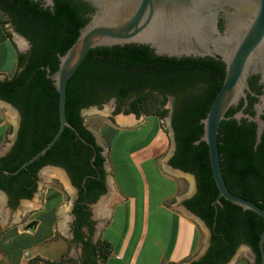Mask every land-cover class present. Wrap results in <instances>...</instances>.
Segmentation results:
<instances>
[{"label":"trees","instance_id":"obj_1","mask_svg":"<svg viewBox=\"0 0 264 264\" xmlns=\"http://www.w3.org/2000/svg\"><path fill=\"white\" fill-rule=\"evenodd\" d=\"M54 1L51 9L44 7L42 1L0 0V11L31 42L29 55H19V70L11 78L0 81V99L11 103L21 114L17 139L11 150L0 158V189L11 197L13 205L22 198H32L37 188V173L46 165L65 168L81 193L85 187L87 192H92L91 198L97 199L99 191L104 190L90 163L93 150L69 127H65L43 156L18 174L3 172L16 170L46 145L58 130L59 94L42 66H49L52 71L58 68L57 54L65 53L76 40L79 29L88 21L83 14L90 5L81 0ZM224 77L223 63L213 58L158 56L148 46L138 44L98 47L89 51L68 81L66 115L81 135L95 144L94 135L81 116L82 109L101 106L104 101L116 97L120 105L116 112L121 110V102L129 101L126 112L137 116L145 113L162 119L167 113L163 104L168 97H174L172 126L176 150L170 163L195 175L198 192L185 205L203 218L212 232L211 246L197 264H224L243 241L253 248L257 254L256 264H260L258 240L264 230V218L245 211V218L240 219L238 214L244 210L223 198L215 216L213 201L218 191L212 176L208 146L203 141L194 143L203 133L201 119L209 110ZM251 87L259 91L257 77L251 80ZM254 100L255 97L249 95L245 112L253 113ZM234 111L230 109L227 116ZM262 117L264 119V114ZM117 131L111 130L115 137L121 138ZM255 136V123L244 118L240 122L232 118L223 120L218 135L219 150L229 189L264 209V133L257 147L254 146ZM96 149L95 164L102 169V148L96 145ZM127 159L130 161L129 157ZM86 175L89 176L84 187L82 180ZM48 217H52V209L44 215V219ZM217 233L220 234L217 236ZM87 250L88 258L83 264H101L110 255L112 245L107 240H99Z\"/></svg>","mask_w":264,"mask_h":264},{"label":"water","instance_id":"obj_2","mask_svg":"<svg viewBox=\"0 0 264 264\" xmlns=\"http://www.w3.org/2000/svg\"><path fill=\"white\" fill-rule=\"evenodd\" d=\"M34 1H42L44 7L51 9L55 5L54 0ZM81 1L88 3L93 9L88 14V21L79 29L76 40L65 53L57 54L59 63L56 70L52 71L49 66H42L46 70V77L52 80L59 94L58 130L46 145L31 158L24 161L16 170H3V172L16 175L35 162L54 145L65 127L72 129L85 145L91 147L93 154L90 163L93 168H97L95 164L96 145L87 141L67 118L68 81L92 49L113 46L124 47L130 44L146 45L158 56L213 58L223 63L225 70L223 83L213 98L205 117L201 119L203 133L194 143L199 144L203 141L208 146L212 176L218 191V195L213 201L216 208L215 216L218 212V205H222L221 199L223 198L241 207L244 211H252L264 218V209L258 203L232 192L227 186L223 175L218 141L221 122L231 118L239 122L244 118L255 123L254 146L257 147L262 140L264 133V119L262 117L264 114V0ZM13 29L18 37L27 40L14 27ZM255 77H257V83L263 85L262 93L255 92L251 87V80ZM249 95L258 99L253 105V113L245 112L248 107ZM113 99L115 100V98ZM9 104L15 109L18 121L12 141L6 145L3 151H0V157L5 156L11 150L17 139L21 123L19 110L11 103ZM230 109H235V111L232 115L227 116ZM84 110L81 111L82 116ZM170 130L173 136V130L171 128ZM92 131L99 141L100 136L94 130ZM166 165L174 173L190 174L196 183V178L192 173L174 167L170 163V159L166 161ZM45 167H55L65 172L72 186L69 173L65 168L46 165L40 171ZM86 178L87 176L82 180L83 185ZM108 181L110 182V177H108ZM108 195L109 193L102 195L94 204V209H99V213H95L96 215L104 212L103 203ZM3 196L8 199V194L0 189V201L4 199ZM30 199L22 198L19 202ZM184 209L209 230V246L210 227L186 205H184ZM38 222V220H33L25 228L27 230L35 229ZM241 246L245 245L241 244ZM258 248L261 255L260 264H264V230L260 234ZM235 254L227 263L234 259Z\"/></svg>","mask_w":264,"mask_h":264},{"label":"rangeland","instance_id":"obj_3","mask_svg":"<svg viewBox=\"0 0 264 264\" xmlns=\"http://www.w3.org/2000/svg\"><path fill=\"white\" fill-rule=\"evenodd\" d=\"M0 18L5 23L12 38L16 40L19 49H21L23 54H26L30 48L29 42L21 39L14 33L15 31L9 17L1 11ZM128 103V101L121 102V111L114 112L116 106L115 100L108 99L104 101L99 108L89 107L85 108L83 111L85 124L101 136V138H99L100 143L106 148H109V152L106 154L108 162L106 168L108 177H110V182L113 178H116L125 190L132 193L137 192L140 180L137 181L138 183L136 186V179L135 177L133 178L131 171L129 172L127 167L130 168V161H134V163L138 165L142 159L149 158L160 175L177 180L178 189L173 193L177 194L179 199H181L183 195L189 196L195 190L194 177L174 173L170 171L166 165V161L172 155L174 149L173 136L169 127V118L174 106V97H168L165 104H163L162 107L167 110V113L162 119L158 116L146 115L145 113H141L137 116L132 112H126L125 110L128 109ZM4 112L5 110L2 109L1 113L4 114ZM6 112H9L8 116L10 118H8L11 121V125L8 130V138L6 136L7 128L5 127L0 130V151H3L6 145L11 143L18 121V115L15 111L10 110ZM113 126L118 129L121 128L120 133H124V136L121 134V138L118 136L115 137L113 132H111V130L114 129ZM108 127H111V129ZM137 128L138 130H136ZM102 133L107 143L104 141L101 135ZM143 134H147V138H149L146 140V144L138 149L131 150L132 147H130V145L134 137ZM143 149L144 151L142 152ZM139 152H142L143 155L139 154ZM156 152L158 154L154 155ZM135 153H138L136 157ZM128 157H132V159L127 161ZM126 164L128 165L126 166ZM127 173H129L130 176H128ZM132 179L134 181L133 184H131ZM159 181L163 182L167 180L166 178L159 177ZM37 190L39 191L34 193L33 198L28 201L19 202L14 208L8 204V199L3 196L4 199L0 201V251L6 253L3 249L7 247V243L9 242H26V244L35 242L41 244L37 246V248L35 247L36 249L31 250L30 256L38 253L44 255L48 259H64V262H67V264H80L83 256L82 246L73 243L68 244V238L71 236L70 233L68 234V221L71 219L70 212L75 189L71 186L65 172L55 167H45L38 174ZM151 190L155 198L157 191L155 188ZM169 190H172V187L166 183V192L169 193ZM175 200V198H167V202L169 203H174ZM49 201L52 202L47 206ZM51 209L52 217L44 219V215ZM98 210L94 209V211H96L95 213H99ZM131 211H133V208ZM131 213L133 215V212ZM155 215V212L154 215L153 213L151 214L152 220L156 217ZM33 220L39 221L37 229L27 230L25 228L26 225ZM152 220L150 235L146 240L143 255L147 250L153 229L155 228ZM130 225L131 224H129V227L132 226ZM129 234L130 233H127L128 236ZM208 235L209 230L203 225L204 241H206ZM94 240L95 236L92 238L93 242ZM165 244L166 243H164V245ZM253 262L254 258L249 248L241 246L235 254L234 259L227 264H253Z\"/></svg>","mask_w":264,"mask_h":264},{"label":"crops","instance_id":"obj_4","mask_svg":"<svg viewBox=\"0 0 264 264\" xmlns=\"http://www.w3.org/2000/svg\"><path fill=\"white\" fill-rule=\"evenodd\" d=\"M21 53L16 40L12 38L5 23L0 18V81L11 78L19 70L18 62ZM2 109L5 110L4 114L1 113ZM10 110L15 111L5 100H0V130L7 128V138L11 121L8 116L9 112L6 111ZM108 128L111 129V127ZM113 128L118 130V133L121 132V128L118 129L114 126ZM120 134L124 136V133ZM147 137V134L134 137L130 145L131 150L146 144ZM103 138L106 142L104 136ZM135 154L136 157L138 153ZM157 154L156 152L154 155ZM131 159L132 157H130ZM130 164V168H127L129 172L131 171L133 178L135 177L136 186L137 181L140 180L137 192L132 193L125 190L119 180L113 178L108 183L109 195L103 203L104 212L102 215L99 214L94 217L98 220L104 219V222L96 230L92 246L96 245L99 239L107 240L112 245L110 255L105 261H101V264H197L209 247V235L204 241L203 224L184 209L185 199L190 198L195 190L189 196L183 195L179 199L177 194L173 193L178 189L177 180L160 175L149 158L142 159L138 165L134 161H130ZM127 175L130 176L129 173ZM184 175L191 176L190 174ZM159 177L166 178L167 181L161 182ZM133 183L132 179L131 184ZM166 183L172 187L169 193L166 192ZM154 188L157 191L155 198L151 190ZM194 189H196V183ZM167 198H175L176 200L174 203H169ZM132 208L133 211H131ZM154 212L156 217L152 220L151 214L154 215ZM151 220L155 228L143 255L146 240L150 235ZM129 224L132 226L129 227ZM127 233H130L129 236ZM34 243L26 244V242L15 241L7 243V247L3 249L6 253L0 251V264H58L64 261V259H48L38 253L30 256L31 250L36 249L41 244ZM164 243L166 244L164 245ZM82 249L83 256L80 264H83L84 260L88 258V250L83 246Z\"/></svg>","mask_w":264,"mask_h":264},{"label":"flooded vegetation","instance_id":"obj_5","mask_svg":"<svg viewBox=\"0 0 264 264\" xmlns=\"http://www.w3.org/2000/svg\"><path fill=\"white\" fill-rule=\"evenodd\" d=\"M75 2H79V0H74ZM88 7V6H87ZM93 9L89 6L86 11L84 12V17L88 18V14L90 12H92ZM13 25V24H12ZM14 27V25H13ZM15 28V27H14ZM27 39V38H26ZM28 40V39H27ZM29 44H30V48L28 49V51L26 52V54L29 55V53L31 52V42L28 40ZM257 86H259V91H255L257 93H262V88H263V85H259L257 83ZM254 90V89H253ZM253 97V96H251ZM115 98V109H114V112L117 111V108L120 106L119 103H118V100L116 97H112L110 99H113ZM258 99L255 97V100L253 102V105L254 103L257 101ZM129 102V101H128ZM103 104V103H102ZM101 104V106H102ZM129 105H130V102L128 103V108H129ZM248 105H249V97H248ZM101 106H98V105H92V106H89V107H101ZM88 107V108H89ZM253 107V106H252ZM121 109H122V106H121ZM121 111V110H120ZM133 113V112H132ZM135 114V113H134ZM136 115V114H135ZM82 116V115H81ZM83 117V116H82ZM85 123V122H84ZM86 125V124H85ZM87 126V125H86ZM169 127L173 130V141L175 143V149L173 150V153L170 157V159L173 157V155L175 154V150H176V140H175V132H174V129H173V126H172V114L170 116V122H169ZM87 128L93 133L94 135V139H95V145H98L102 148L101 150V154L102 156L104 157V161L102 163V169L100 167L97 166V168H94L96 170V179L101 181L103 183V189L104 190H100L99 191V196L97 197V199L94 198H91L92 196V192H87V188L85 187V184L82 186H84L85 190L84 192L81 193V189L80 187L76 186L72 180V177L69 173V176H70V179H71V182H72V187L75 189V194L73 195V204H72V209H71V219L68 221V234L70 233V238H68V241L70 243H73V244H78L80 246H83L85 249H87L90 245L94 244L93 241H92V238L95 236V232L96 230L98 229V227L102 226V223L104 222V219L102 220H98V219H95V212H94V204L98 201V199L102 196V195H105L109 192V188H108V171H107V168H106V164H107V153L109 152V148L107 149L103 144H101L95 133L92 131V129H90L88 126ZM88 146V145H87ZM91 148V147H90ZM1 158V157H0ZM40 170L38 171L37 173V185H38V174H39ZM193 174V173H192ZM194 175V174H193ZM87 177L89 175H86ZM94 176V175H92ZM195 176V175H194ZM196 178V177H195ZM36 191H37V188H36ZM35 191V192H36ZM198 192V185H197V182H196V189H195V192L192 194V196L190 198H187L185 199V202L189 199H193L195 197V195L197 194ZM20 201V200H19ZM8 204L14 208L16 207L19 202L16 204V205H13L12 203V200H11V197L8 195ZM102 215V214H101ZM199 216V215H198ZM246 216V212L245 211H241L239 214H238V217L240 219H243L245 218ZM243 217V218H241ZM203 219V218H202ZM102 221V222H101ZM101 223V224H100ZM100 224V225H99ZM99 225V226H98ZM220 233H217V236L219 235ZM211 235H212V232L210 234V238H209V247L211 246ZM241 244L245 245L246 247L249 248L250 252L252 253L253 255V258H254V262L253 264H256V261H257V254L255 253V251L253 250V248L245 243L244 241L243 242H239L238 246H237V249L241 246ZM208 247V249H209ZM207 249V250H208ZM236 249V251H237ZM206 250V252H207ZM235 251V253H236ZM205 252V254H206ZM234 253V254H235ZM232 258V257H231ZM230 258V259H231ZM229 259V260H230ZM227 260L224 264H227V262L229 261Z\"/></svg>","mask_w":264,"mask_h":264},{"label":"bare ground","instance_id":"obj_6","mask_svg":"<svg viewBox=\"0 0 264 264\" xmlns=\"http://www.w3.org/2000/svg\"><path fill=\"white\" fill-rule=\"evenodd\" d=\"M11 116H12V114H11Z\"/></svg>","mask_w":264,"mask_h":264}]
</instances>
